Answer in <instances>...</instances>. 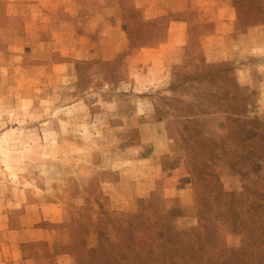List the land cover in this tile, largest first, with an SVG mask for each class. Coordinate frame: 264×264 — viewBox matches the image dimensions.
Returning <instances> with one entry per match:
<instances>
[{"label": "rangeland", "instance_id": "obj_1", "mask_svg": "<svg viewBox=\"0 0 264 264\" xmlns=\"http://www.w3.org/2000/svg\"><path fill=\"white\" fill-rule=\"evenodd\" d=\"M18 228L15 257L59 264H264V0H0V241Z\"/></svg>", "mask_w": 264, "mask_h": 264}, {"label": "crops", "instance_id": "obj_2", "mask_svg": "<svg viewBox=\"0 0 264 264\" xmlns=\"http://www.w3.org/2000/svg\"><path fill=\"white\" fill-rule=\"evenodd\" d=\"M141 6L142 5L140 3L137 4V8ZM105 18L106 17L101 16L99 20L103 21L105 20ZM97 26L98 24H96L95 28ZM101 26L103 27V25ZM121 34L124 36L125 34L124 31L121 30ZM81 37L85 38L84 42L88 46L87 48V52H89V54L87 55L88 58L104 57L107 53H110V51L112 50L111 45H113V42L112 41L111 43L109 42V39H108L109 37H103L100 43L94 42V40H92V38L88 34H85L83 36L81 35L80 38ZM103 39H105L106 42H104ZM165 44H169L171 45L169 46L170 48H174L179 45V41H176L175 37L169 33V38L167 39V41H165ZM149 51L150 52L157 51V48L156 47L154 48L141 47V49L137 51V55H136L137 61L140 63H147L149 61L151 62L153 60L152 55H147V53L150 54ZM19 230L21 229L18 228L16 230H13V229L5 230L4 235H3L4 239L0 241V264H59V254L54 255L53 247L51 244L52 242L48 241L50 239L46 237H44V240H47L49 242L48 244H49V247L51 248L49 252L50 255L40 256L39 253H32L31 251L26 250L27 252L26 255L23 256L21 253L19 257H15L16 253H15V250L13 249V244H11L10 240H8V234L10 231H19Z\"/></svg>", "mask_w": 264, "mask_h": 264}, {"label": "trees", "instance_id": "obj_3", "mask_svg": "<svg viewBox=\"0 0 264 264\" xmlns=\"http://www.w3.org/2000/svg\"><path fill=\"white\" fill-rule=\"evenodd\" d=\"M252 127H246L245 129V132H248L250 133L252 131ZM167 241H165L166 243V246L169 247L171 250H175V247L173 246V243L175 240H178L180 243H181V248H184V249H188L189 248V243H185V242H182L180 241L179 238H181L182 236V233L178 232L176 229H174L172 226L169 227V229L167 230ZM158 237L160 239L163 238V234H165L163 231H158ZM169 244V245H168ZM152 249H150V251L147 250V252H150L149 255L147 256L146 260L148 262L146 263H143V264H156L160 259L162 260V262L160 264H166V260L167 258L169 257V253H166L165 251H161L157 254H153V250L151 251ZM92 252H96L95 249H92ZM175 252V251H174ZM158 257H161L159 259H157ZM107 258V257H106ZM104 259L103 262H106V264H123L121 261H118V260H112V259ZM170 261H173V256L170 257ZM141 259V258H140ZM157 259V260H156ZM90 264H93L92 262H90ZM140 264V263H139Z\"/></svg>", "mask_w": 264, "mask_h": 264}]
</instances>
